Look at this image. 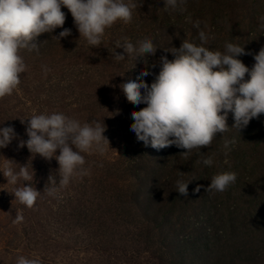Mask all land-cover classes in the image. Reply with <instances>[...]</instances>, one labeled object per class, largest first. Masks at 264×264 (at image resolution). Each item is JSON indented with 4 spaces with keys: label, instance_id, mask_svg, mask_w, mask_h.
<instances>
[{
    "label": "trees",
    "instance_id": "1",
    "mask_svg": "<svg viewBox=\"0 0 264 264\" xmlns=\"http://www.w3.org/2000/svg\"><path fill=\"white\" fill-rule=\"evenodd\" d=\"M137 3L141 6L132 22L118 21L106 29L99 48L82 46L85 38L80 37L68 9L62 8L66 13L63 27L71 29V35L59 41L55 36L63 29L57 28L37 38L39 54L21 50L27 65L21 77L24 83L36 85L28 84V90L21 82L13 94L23 99L26 94L27 103L36 108L34 114H51L60 109L66 90L71 91L67 110L80 113L82 125L95 121L106 125L104 135L110 147L103 154L82 153L95 172V253L109 254L111 243L127 240L126 235H118L121 227L130 235L129 244L138 247L132 255H145L156 264H264V114L240 131L231 128L218 135L209 147L193 150L185 159L179 155L183 149L157 150L137 140L130 129L131 113L147 105L128 102L120 88L144 70L151 74L140 78L151 85L160 70V57L174 59L164 49L179 48L185 39L199 43L193 27L197 20L209 35L207 47L223 52L228 42L244 46L251 54L238 58L251 68L254 55L264 47V28L260 27L264 0H179L177 9L167 11L164 0ZM122 37L134 44L151 39L157 50L154 55L116 61L112 51ZM116 52L123 53V49ZM52 97L56 102L51 104ZM227 123L229 127L234 123L231 113ZM225 139L235 141L230 150L224 148ZM24 152L29 154L27 147ZM203 156H211L213 165L199 162ZM52 162L57 161L53 158ZM180 171L185 174L181 176ZM224 171L235 172L236 182L223 193L206 192L211 177ZM37 176L28 183L34 186ZM177 180L191 181L187 197L177 192ZM198 185L200 191L195 192ZM43 240L54 243L49 237ZM33 254L30 259H39L40 264H60L41 252Z\"/></svg>",
    "mask_w": 264,
    "mask_h": 264
},
{
    "label": "clouds",
    "instance_id": "2",
    "mask_svg": "<svg viewBox=\"0 0 264 264\" xmlns=\"http://www.w3.org/2000/svg\"><path fill=\"white\" fill-rule=\"evenodd\" d=\"M178 3L179 0H164L165 11L177 9ZM140 6L137 0H0V98L12 95L21 83V75L27 69L21 50L39 54L37 38L44 33L51 34L57 28L63 29L55 36L57 40L71 35V29L63 27L66 13L62 8L71 13L80 37L85 38L87 45L99 48L106 29L118 21L131 23L134 11ZM260 20V27L264 28V16ZM193 27L198 31L199 43L185 39L179 48L164 49L171 52L174 59L160 57V70L151 85L140 78L151 74L147 70L137 79H129L120 85L128 102L136 106L147 105L131 113L134 122L130 129L137 140L145 147L157 150L170 146L183 149L185 151L179 155L185 159L193 150L209 147L218 135L231 128L240 131L253 118L264 114V47L254 55L255 63L249 68L238 58L251 54L245 52L244 46L228 42L223 52L211 50L206 46L209 35L201 28V22L195 21ZM116 49H123V53ZM156 50L151 39L145 38L134 44L128 37H122L116 41L112 56L116 61H123L129 57L154 55ZM45 71H48L46 66ZM246 74L248 79H245ZM230 113L234 120L231 127L227 123ZM26 120L28 139L21 141L19 147L26 146L30 153L39 154L45 160L54 158L59 165L61 186H67L76 176L88 175L82 153L103 154L110 147L103 122L81 125L78 120L57 112L34 114ZM16 137L13 127H0V149L8 147ZM232 143L235 141L225 139L224 148L230 150ZM199 162L210 167L214 160L211 156H203ZM0 172L7 183L13 185L34 178V171L30 173L27 164L17 172L11 160L0 168ZM184 174L180 171L181 176ZM236 179L235 172H219L211 177L206 192L223 193ZM49 181L57 183L53 176ZM190 182L177 180V192L187 197ZM54 191L50 188L49 194ZM194 191L199 192L200 186ZM12 194L20 204L32 208L41 192L25 183ZM22 220L23 216L18 213L13 223ZM16 264H40V260L19 256Z\"/></svg>",
    "mask_w": 264,
    "mask_h": 264
},
{
    "label": "rangeland",
    "instance_id": "3",
    "mask_svg": "<svg viewBox=\"0 0 264 264\" xmlns=\"http://www.w3.org/2000/svg\"><path fill=\"white\" fill-rule=\"evenodd\" d=\"M82 43L83 47H88L85 39ZM82 69L85 70V67L83 66ZM21 78L22 84L28 90L36 85L31 79L29 81L32 84L24 83L25 79ZM28 84L30 87H27ZM71 93L66 90L60 109L54 112L63 113L80 122L82 120L80 113L67 110L72 98ZM24 97L29 99L26 94ZM0 99L3 100L0 104V127L11 126L17 134L16 139L8 147L0 149L2 151L0 168H3L9 160L17 172L22 165L27 164L30 173L34 171V177L36 173L38 174V182L32 186L41 192L32 208L22 207L12 193L28 182L20 180L16 185L7 183L3 173L0 172V264H16L19 256L30 258L34 255V251L52 257L60 264H156L145 255L140 257L132 255L131 251L138 247L136 244H129L131 242L129 234L121 227L118 235L121 237L126 235L127 240L111 243L112 250L109 254L95 253L94 165L85 160L84 168L88 171V175L76 176L67 186H61L57 171L58 162L52 165L53 159L45 160L39 154L35 157V154L30 153L29 150V154L24 152L26 146L19 147L21 141H26L24 138L28 139L26 119L34 115L33 110L36 109L34 104L27 103L26 99L19 97L18 94ZM49 101L51 104L56 102L54 97ZM8 110L12 113L9 114ZM21 120L25 122L21 123ZM6 155H9V158ZM24 159H27V163L21 164ZM37 167L42 171L38 172ZM50 176L55 177L57 183L52 184L49 181ZM50 188L55 189L51 195ZM46 200L48 204L45 208ZM18 213L23 216V220L20 223H13ZM36 220H40L39 224ZM45 237L53 239L54 243H44Z\"/></svg>",
    "mask_w": 264,
    "mask_h": 264
}]
</instances>
